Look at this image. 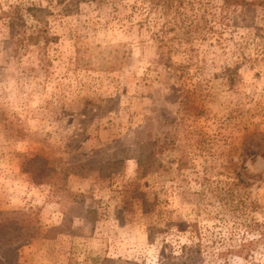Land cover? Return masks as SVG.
<instances>
[{"label": "rangeland", "instance_id": "obj_1", "mask_svg": "<svg viewBox=\"0 0 264 264\" xmlns=\"http://www.w3.org/2000/svg\"><path fill=\"white\" fill-rule=\"evenodd\" d=\"M232 1L0 0V217L33 234L0 264H264V0Z\"/></svg>", "mask_w": 264, "mask_h": 264}, {"label": "trees", "instance_id": "obj_2", "mask_svg": "<svg viewBox=\"0 0 264 264\" xmlns=\"http://www.w3.org/2000/svg\"><path fill=\"white\" fill-rule=\"evenodd\" d=\"M239 1L240 0H233L232 2L238 3ZM27 9L29 12H32L34 15H36V13H35L36 10H41L38 7H33V6L27 8ZM4 16L9 18L12 26H15L17 19L18 18L22 19L23 12L20 9V7L15 6L10 11H8L7 13H4ZM247 151H249V153H253V154H257L259 152L255 148H250V147H248ZM26 214L27 213L25 211H22V210L2 212L1 217H0L1 218L0 219V229H2V230H0V231L5 235L7 233L8 228H10V227L15 228V229L16 228L20 229L24 232L22 234V236L24 238H26L27 241H29L33 237V234H32V232L29 231V227H27V228L25 227V226H30V224L23 223L24 220L26 221ZM19 222L21 224H24V225L20 224L21 226H19L18 225ZM20 246L21 245L10 248L9 256L6 258V264H22L17 259V250ZM196 251L198 254L200 253L199 249ZM108 260L109 259H106L105 262L102 264H105ZM181 264H183V263H181Z\"/></svg>", "mask_w": 264, "mask_h": 264}]
</instances>
